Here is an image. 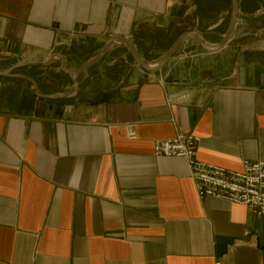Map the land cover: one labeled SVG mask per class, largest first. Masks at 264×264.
Returning a JSON list of instances; mask_svg holds the SVG:
<instances>
[{
	"label": "crops",
	"instance_id": "0c3cea01",
	"mask_svg": "<svg viewBox=\"0 0 264 264\" xmlns=\"http://www.w3.org/2000/svg\"><path fill=\"white\" fill-rule=\"evenodd\" d=\"M231 7L0 0V264H264L263 220L200 200L187 162L153 147L192 134L200 162L233 172L264 162V0H239L218 54L190 40L144 84L114 43L71 97L59 59L79 68L120 35L157 65L183 33L221 42Z\"/></svg>",
	"mask_w": 264,
	"mask_h": 264
},
{
	"label": "built area",
	"instance_id": "2783aa9c",
	"mask_svg": "<svg viewBox=\"0 0 264 264\" xmlns=\"http://www.w3.org/2000/svg\"><path fill=\"white\" fill-rule=\"evenodd\" d=\"M199 143L192 134H178L173 140L156 141L154 156L185 160L200 200L215 198L243 206L264 222V162H246L237 172L219 168L196 160Z\"/></svg>",
	"mask_w": 264,
	"mask_h": 264
},
{
	"label": "water",
	"instance_id": "95a60500",
	"mask_svg": "<svg viewBox=\"0 0 264 264\" xmlns=\"http://www.w3.org/2000/svg\"><path fill=\"white\" fill-rule=\"evenodd\" d=\"M231 11H232V13H231L230 23H229L230 27H229L228 31L226 32V34L220 40L221 42H219L217 45H209L205 41L204 36L200 32L191 31L188 33H183L174 41V44L164 53V55L161 57L162 59L160 60L159 64H157V65L151 66L147 63H144V61L139 56L136 44H134L133 41L128 39L127 37L120 36V35H114V36L108 38L105 41V43L103 44V47L101 48L100 53L96 57L91 59V61L85 63V65H83L79 68H76V69L67 70L65 68L64 57L59 55V59H60V61H62V64H63L62 71L65 74H67L68 76H70L74 82V90H73L74 94L71 97L77 96V94L79 92L78 89L80 86V82L78 81V77L81 75H87L88 71L90 69H92L93 67L100 64V62L106 56V54L108 53L110 48L114 45V43H117V44H119L123 47H126L128 49V51L131 55V58L134 60V62L136 63V65L139 68L138 83H140V84H144L145 82H147L149 80V75L158 74L163 68H165L167 65H169L171 63V61L174 59L173 57L176 54V52L178 51V49L184 43H187L190 40L197 42V44L200 46V48L202 49L203 52L205 51L206 53H209V54H218L220 51L225 49L228 46V44L231 42L230 40L232 39L234 31L237 27L236 25H237V22L239 19V14H240L239 0H232ZM55 56H57V54L52 56V58ZM52 58H51V60H52ZM37 65H39V64H37ZM0 76L9 77L8 74L1 73V72H0ZM26 78H28V77H26ZM28 79L33 83L36 94L40 98H42L43 96H41L39 94V92H37V90H36V85H35L34 81H32L30 78H28Z\"/></svg>",
	"mask_w": 264,
	"mask_h": 264
},
{
	"label": "rangeland",
	"instance_id": "374dc122",
	"mask_svg": "<svg viewBox=\"0 0 264 264\" xmlns=\"http://www.w3.org/2000/svg\"><path fill=\"white\" fill-rule=\"evenodd\" d=\"M230 17H231V15H230ZM197 18L199 19V22L201 24L203 17L201 15H198Z\"/></svg>",
	"mask_w": 264,
	"mask_h": 264
}]
</instances>
